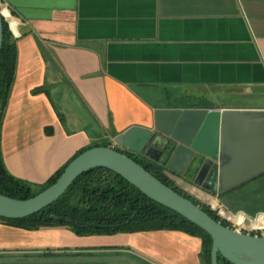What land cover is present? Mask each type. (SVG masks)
I'll return each instance as SVG.
<instances>
[{
	"label": "crops",
	"instance_id": "crops-1",
	"mask_svg": "<svg viewBox=\"0 0 264 264\" xmlns=\"http://www.w3.org/2000/svg\"><path fill=\"white\" fill-rule=\"evenodd\" d=\"M1 1L17 45L2 156L12 175L33 185L82 148L119 147L114 139L132 126L153 128L157 108L264 110L225 102L264 97V0ZM38 86L49 93H34ZM198 100L207 104L184 103ZM241 129L228 134L226 162L262 164L263 138ZM166 172L200 202L264 227V171L217 195L186 172ZM201 249L202 239L182 230L81 236L66 226L0 221V264H203Z\"/></svg>",
	"mask_w": 264,
	"mask_h": 264
},
{
	"label": "water",
	"instance_id": "water-1",
	"mask_svg": "<svg viewBox=\"0 0 264 264\" xmlns=\"http://www.w3.org/2000/svg\"><path fill=\"white\" fill-rule=\"evenodd\" d=\"M3 36L4 15L0 7V53ZM238 123L242 131L248 126L256 138L264 140L263 109L157 108L153 128L132 126L114 139L122 151L109 145L92 146L76 156L56 182L34 196L18 199L0 193V216L21 218L34 214L56 201L80 174L103 166L208 232L213 240L211 264H220V256L233 264H264V235L224 225L127 154H142L156 162L167 158V168L181 175L191 168L195 171L193 183L217 195L220 189L234 188L264 171V162L250 166L226 162L228 134ZM259 153H264V148ZM238 169L247 172H236Z\"/></svg>",
	"mask_w": 264,
	"mask_h": 264
},
{
	"label": "trees",
	"instance_id": "trees-1",
	"mask_svg": "<svg viewBox=\"0 0 264 264\" xmlns=\"http://www.w3.org/2000/svg\"><path fill=\"white\" fill-rule=\"evenodd\" d=\"M3 11L6 13L5 9ZM16 67V39L8 22L4 20V36L0 53V193L13 198L26 199L56 182L67 165L92 146L80 149L67 164L58 169L43 184L33 185L15 177L7 170L1 150V131L12 84L16 77ZM48 91L46 86L33 89L34 93H49ZM184 103L195 106L206 105L207 101H185ZM55 106L61 121L65 122V115L57 105ZM47 131L51 133L52 127L48 126ZM104 145L107 146V144ZM115 148L122 151L118 147ZM127 154L158 179L175 188L180 194L193 199L216 220H220L219 215L210 205L200 202L177 186L166 172L167 158L156 162L142 154L131 152ZM194 174L195 171L192 170L191 179ZM0 221L26 229L66 226L81 236L161 229L182 230L202 239L200 252L202 262L211 264L213 240L208 232L175 210L151 199L123 176L103 166L94 167L80 174L56 201L40 211L21 218L0 216ZM222 223L229 225L223 220ZM219 258L220 264H233L222 256Z\"/></svg>",
	"mask_w": 264,
	"mask_h": 264
},
{
	"label": "built area",
	"instance_id": "built-area-1",
	"mask_svg": "<svg viewBox=\"0 0 264 264\" xmlns=\"http://www.w3.org/2000/svg\"><path fill=\"white\" fill-rule=\"evenodd\" d=\"M0 7L2 10V13L4 15V20L8 22L9 27L12 28V13L11 10L6 7L2 1L0 0ZM6 10V13L3 10ZM214 209L217 214L220 217V221H225L229 223L228 226L239 229L244 232H248L255 235H264V227L263 226H257L252 224L248 219L246 218H237L233 212L228 210L227 208L222 207L221 205L217 207H211Z\"/></svg>",
	"mask_w": 264,
	"mask_h": 264
},
{
	"label": "rangeland",
	"instance_id": "rangeland-1",
	"mask_svg": "<svg viewBox=\"0 0 264 264\" xmlns=\"http://www.w3.org/2000/svg\"><path fill=\"white\" fill-rule=\"evenodd\" d=\"M154 103L158 105H167V104H176L175 100H165V99H156L153 100ZM228 104H248V103H264V97L258 98V97H230L225 100ZM163 160V158H162ZM192 173V169L189 168V170L186 173V177H189ZM188 193V192H187Z\"/></svg>",
	"mask_w": 264,
	"mask_h": 264
},
{
	"label": "flooded vegetation",
	"instance_id": "flooded-vegetation-1",
	"mask_svg": "<svg viewBox=\"0 0 264 264\" xmlns=\"http://www.w3.org/2000/svg\"><path fill=\"white\" fill-rule=\"evenodd\" d=\"M189 170V168L187 169V171ZM187 171H186V173H187Z\"/></svg>",
	"mask_w": 264,
	"mask_h": 264
}]
</instances>
